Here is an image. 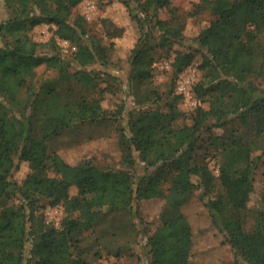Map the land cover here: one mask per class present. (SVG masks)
<instances>
[{"label": "trees", "instance_id": "1", "mask_svg": "<svg viewBox=\"0 0 264 264\" xmlns=\"http://www.w3.org/2000/svg\"><path fill=\"white\" fill-rule=\"evenodd\" d=\"M80 1L4 0L8 13L0 15V36L11 39L0 42V264H87L77 252L76 234L91 228L105 210L138 215V202L157 196L168 177L161 222L145 242L147 264H197L192 226L181 210L193 191L223 233L235 263L264 264V189L256 197L251 229L239 215L253 198L256 167L264 165L260 155H253L264 140V0H198L186 17L172 10L166 19L157 12L171 0H116L134 34L124 56L131 66L130 81L150 79L153 51L166 48L174 52L170 65L176 76L200 54L203 76L193 91L201 99L211 93L207 107L193 108L190 123H175L183 114L175 100L166 110H129L118 166L89 158L67 163L47 148L46 138L60 127L117 120L122 113L119 106L111 111L103 107L107 88L99 86L102 74L86 68L106 60L101 39L87 36L83 15L72 11ZM203 11L211 17H202ZM102 20L111 25L103 36L116 48L128 26ZM41 22L54 25L45 41L30 35ZM59 39L75 45L71 58L60 52ZM72 62L77 65L73 71L68 67ZM40 64L56 68L65 84H35L34 67ZM40 107L44 125L37 135L33 120ZM234 118L250 125L255 138L243 140L233 131L211 133L212 127H224ZM202 129L211 133L217 172L194 160ZM22 167L25 172L18 176ZM71 186L77 188L73 195ZM41 197L50 206H63L59 225L38 212Z\"/></svg>", "mask_w": 264, "mask_h": 264}, {"label": "rangeland", "instance_id": "2", "mask_svg": "<svg viewBox=\"0 0 264 264\" xmlns=\"http://www.w3.org/2000/svg\"><path fill=\"white\" fill-rule=\"evenodd\" d=\"M87 1L93 2L94 8L86 15L84 9ZM197 2L198 0H171L169 7L160 8L157 13L160 18L166 19L171 15L170 11L174 10L180 18H184ZM72 11L83 15L87 36L99 37L105 49V58L103 59L106 60L105 63L97 62L86 67L88 70L102 74L98 78L99 86H106L107 88L103 95V107L111 111L119 106L122 113L117 120L108 119L85 122L72 127H60L57 134L46 138L50 153H58L67 163L71 164H76L83 158H89L101 165L113 164L118 166L123 154L119 140L122 131L125 130L126 132L127 130L126 117H128L129 110L134 108L135 111H138V109L147 107H159L161 110H166L167 104L175 100L176 106L183 112L175 120V123L183 124L191 122L189 116L194 108L193 99H196L197 105L208 106L210 91L206 93L203 99L196 96L193 87L188 95L177 91V82L182 75L193 73L194 83L202 78L203 71L198 68V63L201 60L200 54L196 55L191 65L176 76L170 65L174 52L166 48H157L153 51L154 61L151 65L152 76L150 79L130 81L128 74L131 66L124 56L134 42V34L131 23L126 14H123L120 4L116 0H82L72 8ZM7 13L8 9L4 0H0V15ZM200 15L205 18L211 17L207 11H203ZM104 17L111 18L118 25L128 26L125 34L119 38L116 48L110 47L108 37L103 36L106 29L111 27L108 22H103L102 18ZM193 27L194 24L189 19L187 30H191ZM53 28V24L41 22L30 30V35L35 40L45 41L52 34ZM10 39L9 35L0 36L1 43ZM59 49L64 57L71 58L75 45L70 44L69 41L68 44L59 42ZM76 66V63L72 62L68 67L73 71L77 68ZM34 70L33 80L37 85L54 83L57 86H63L65 84L59 80V73L56 68L40 64L34 67ZM104 70L117 75L118 79L109 78L104 74ZM153 92H157L159 98L153 100ZM178 95L180 97L175 98ZM139 100H144L145 103L140 104ZM152 100L154 103L151 102ZM42 111L43 107H40L38 115L33 120L34 133L37 135H41L43 130ZM211 122V118L206 120L207 126ZM230 131L235 132L243 140L255 138L253 128L250 125L241 124L237 118L228 121L224 127H212L211 133L227 134ZM211 133L203 129L199 132L194 160L199 163L207 162L214 172H217V162L213 157L214 147L209 140ZM259 144L260 147L255 149L253 155H260L261 160H264V140ZM256 168L253 198L249 202L248 208L239 212L246 229H251L254 225L256 197L264 189V165L260 163ZM23 172H25V167H22L17 173L18 176H22ZM169 181L170 177L157 196L138 202V215H132L124 209L105 210L98 214L97 220L91 228L76 234L77 252L87 264H111L116 261L124 264H147L146 238L161 222L158 214L165 201L164 195ZM76 191L75 186H71L69 189L70 195L75 194ZM40 204L38 212H41L46 222L51 223V218L60 220L64 214L61 204L50 206L45 197H41ZM181 210L192 226V254L193 260L197 264H241L235 263L232 249L226 242L223 233L213 224L211 216L197 191L192 192L189 199L182 205Z\"/></svg>", "mask_w": 264, "mask_h": 264}, {"label": "built area", "instance_id": "3", "mask_svg": "<svg viewBox=\"0 0 264 264\" xmlns=\"http://www.w3.org/2000/svg\"><path fill=\"white\" fill-rule=\"evenodd\" d=\"M94 8V3L91 1H87L85 3V9L84 12L87 14H89V12H91ZM59 42L62 44H68V40L66 39H59ZM194 74L193 73H188V74H184L181 76V78L178 80L177 82V91L181 94H185L188 95L189 92L191 91L192 85L194 83ZM192 103L194 104V107L197 105V101L196 99H193ZM50 222L54 225H59L60 220L59 219H55V218H51Z\"/></svg>", "mask_w": 264, "mask_h": 264}]
</instances>
